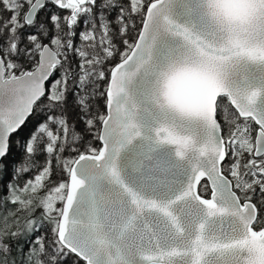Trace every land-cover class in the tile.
<instances>
[{"label": "snow or ice", "instance_id": "1", "mask_svg": "<svg viewBox=\"0 0 264 264\" xmlns=\"http://www.w3.org/2000/svg\"><path fill=\"white\" fill-rule=\"evenodd\" d=\"M0 264H264V0H0Z\"/></svg>", "mask_w": 264, "mask_h": 264}, {"label": "trees", "instance_id": "2", "mask_svg": "<svg viewBox=\"0 0 264 264\" xmlns=\"http://www.w3.org/2000/svg\"><path fill=\"white\" fill-rule=\"evenodd\" d=\"M29 128H31V124H29ZM28 130L29 129L26 128L25 131H24V134H27ZM17 158H19V157L17 156Z\"/></svg>", "mask_w": 264, "mask_h": 264}]
</instances>
